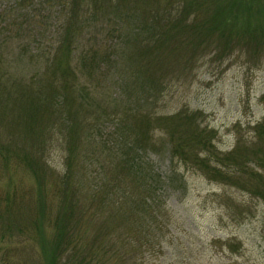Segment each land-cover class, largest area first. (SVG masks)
I'll return each mask as SVG.
<instances>
[{
	"label": "trees",
	"instance_id": "1",
	"mask_svg": "<svg viewBox=\"0 0 264 264\" xmlns=\"http://www.w3.org/2000/svg\"><path fill=\"white\" fill-rule=\"evenodd\" d=\"M144 4L150 1L90 0L88 7H96L82 21L74 15L49 46L31 39L33 30L23 24L0 32V170L12 177L22 169L34 178L44 212L46 184H55L58 205L49 212L54 210L56 264H125L129 248L139 243L138 228L152 227L155 234L169 229L159 188L140 155L158 142L156 131H163L161 146L179 162L264 200V121L254 126L251 142L241 136L225 153L197 113L185 108L169 116L155 113L163 93L180 78L164 70L166 54L181 62L171 54L184 45L190 51L198 35L182 44L163 25L190 18L191 5H184L182 16L162 4ZM214 13L213 19L227 21L223 9ZM223 24L200 34L201 40L218 35ZM253 29L249 39L264 40V25ZM55 144L64 153L62 173L52 178L47 156ZM30 194L22 191L18 203L14 193L6 194L8 213L17 215L15 205ZM6 218L9 228L16 218ZM156 237L162 245V236Z\"/></svg>",
	"mask_w": 264,
	"mask_h": 264
},
{
	"label": "rangeland",
	"instance_id": "2",
	"mask_svg": "<svg viewBox=\"0 0 264 264\" xmlns=\"http://www.w3.org/2000/svg\"><path fill=\"white\" fill-rule=\"evenodd\" d=\"M89 1L0 0V32L8 33L15 28L14 24L16 27L23 24L22 28L33 30L31 39L49 46L57 41L60 29L69 25L74 15L79 14L82 21L87 11L99 6L89 8ZM149 1L143 8H158L163 3V0ZM165 3L162 5L166 10L182 16L185 4L193 7L188 12L192 14L190 18L164 22L172 36L187 45L193 33L198 36L190 42L196 44L190 51L184 45L171 54L178 55L181 62H172L170 52L166 54L170 62L164 70L171 77L180 78L173 79L172 88L163 93L155 113L169 116L182 108L197 113L198 123L216 134L215 145L221 152L232 151L241 136L251 142L254 126L264 121V40L249 39L248 35L251 28L264 25V0H166ZM220 8L226 11L227 21L212 18L215 9ZM221 22L224 24L218 28V35H205L206 41L201 40L200 34L210 33ZM154 135L158 142L141 150V161L151 171L155 188H159V203L164 205L170 227L157 233L163 240L160 246L152 227L138 228L140 238L137 234L135 238L140 239L139 243L134 241L129 248L131 254L128 253L125 264H264V200L235 186L209 180L161 146L163 131ZM54 149L47 156L55 173L52 178L62 173L64 153L57 144ZM5 171L0 170V264H56L54 210L49 212L52 204L58 205L55 184H46L44 212L43 200L38 195L39 183L22 169L12 177ZM22 191L31 192L24 199L31 198L15 205L17 215L8 213L4 196L14 193L18 203ZM7 214L16 218L9 228L5 226L10 222ZM35 218L37 226L40 222V230L31 222ZM142 239L146 246H140ZM108 263L102 260L101 264Z\"/></svg>",
	"mask_w": 264,
	"mask_h": 264
}]
</instances>
